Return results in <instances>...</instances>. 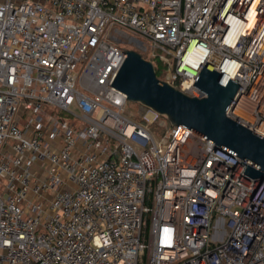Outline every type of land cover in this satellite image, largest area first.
<instances>
[{
	"label": "built area",
	"instance_id": "built-area-1",
	"mask_svg": "<svg viewBox=\"0 0 264 264\" xmlns=\"http://www.w3.org/2000/svg\"><path fill=\"white\" fill-rule=\"evenodd\" d=\"M126 49L191 97L203 64L236 82L226 116L264 138V0L0 2V264H264V180L128 113Z\"/></svg>",
	"mask_w": 264,
	"mask_h": 264
},
{
	"label": "water",
	"instance_id": "water-1",
	"mask_svg": "<svg viewBox=\"0 0 264 264\" xmlns=\"http://www.w3.org/2000/svg\"><path fill=\"white\" fill-rule=\"evenodd\" d=\"M125 54L110 86L123 93L127 102L153 110L172 126L189 129L244 162L247 178L264 180V138L226 116L239 84L228 79L222 85L221 74L203 64L193 86L204 97H191L158 79L153 64L138 52L126 49Z\"/></svg>",
	"mask_w": 264,
	"mask_h": 264
},
{
	"label": "rangeland",
	"instance_id": "rangeland-1",
	"mask_svg": "<svg viewBox=\"0 0 264 264\" xmlns=\"http://www.w3.org/2000/svg\"><path fill=\"white\" fill-rule=\"evenodd\" d=\"M153 61L155 62V69H156V76L159 78V79H163L164 78V72H165V69H164V66L162 63H160V61L158 59H153ZM153 62V63H154ZM139 104H136V103H132V102H128L127 103V112L128 113H132L134 114L136 117H137V114H136V110L138 108ZM47 111V110H46ZM54 114H56V112L54 111ZM45 114L43 113V116ZM163 118V117H162ZM139 264H145V259H144V256H142L139 260Z\"/></svg>",
	"mask_w": 264,
	"mask_h": 264
},
{
	"label": "crops",
	"instance_id": "crops-1",
	"mask_svg": "<svg viewBox=\"0 0 264 264\" xmlns=\"http://www.w3.org/2000/svg\"><path fill=\"white\" fill-rule=\"evenodd\" d=\"M3 1H5V0H0V2H3Z\"/></svg>",
	"mask_w": 264,
	"mask_h": 264
}]
</instances>
